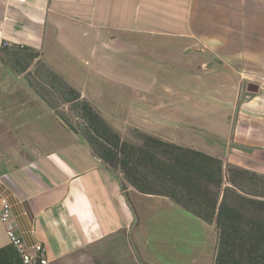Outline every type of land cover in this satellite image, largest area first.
I'll return each mask as SVG.
<instances>
[{
    "label": "crops",
    "instance_id": "obj_1",
    "mask_svg": "<svg viewBox=\"0 0 264 264\" xmlns=\"http://www.w3.org/2000/svg\"><path fill=\"white\" fill-rule=\"evenodd\" d=\"M123 39L169 44L170 53L199 63L196 71L215 72L217 91L250 80L258 91L231 100L232 117L223 115L213 144L200 151L224 168L264 176V0H0V46L28 47L42 60L51 54L59 73L65 60L90 69L85 64L113 40L127 48ZM7 103L6 112L0 103V196L25 244H41L48 264H213V225L167 198L126 183L122 191L61 120L41 116L32 100ZM0 264H23L1 221Z\"/></svg>",
    "mask_w": 264,
    "mask_h": 264
},
{
    "label": "rangeland",
    "instance_id": "obj_2",
    "mask_svg": "<svg viewBox=\"0 0 264 264\" xmlns=\"http://www.w3.org/2000/svg\"><path fill=\"white\" fill-rule=\"evenodd\" d=\"M123 44L127 45L124 50L118 40L108 43L107 52L85 64L90 67L85 70L73 68L76 61L67 66L65 60L64 72L59 73L60 69L55 68L59 66L58 60L48 53L44 61H33L18 76L7 74L1 64V110L9 109L6 106L10 100H32L33 109L40 110L41 116L48 112L59 120L66 117L78 130L81 120L76 118L74 108L62 104L58 94L41 79L43 71L52 70L71 86L74 84L123 141L138 146L142 136L148 134L183 147L205 150V144H213L212 137L222 128L223 115L232 117L231 100L252 95L247 90L248 79H242L239 89L215 90V72L203 68L196 71L199 63H191L181 52L170 53L167 43L144 44L143 39H123ZM30 80L32 88L28 86ZM50 105L55 108H49Z\"/></svg>",
    "mask_w": 264,
    "mask_h": 264
},
{
    "label": "trees",
    "instance_id": "obj_3",
    "mask_svg": "<svg viewBox=\"0 0 264 264\" xmlns=\"http://www.w3.org/2000/svg\"><path fill=\"white\" fill-rule=\"evenodd\" d=\"M38 52L25 46H0V63L12 75L25 73ZM46 86L81 120L75 129L92 155L137 192L169 199L217 231L213 264H264V176L228 166L218 158L152 135L140 145L122 140L80 92L51 71L41 73ZM28 86L32 88V81ZM49 108H55L52 105Z\"/></svg>",
    "mask_w": 264,
    "mask_h": 264
},
{
    "label": "built area",
    "instance_id": "obj_4",
    "mask_svg": "<svg viewBox=\"0 0 264 264\" xmlns=\"http://www.w3.org/2000/svg\"><path fill=\"white\" fill-rule=\"evenodd\" d=\"M3 47H10L7 43ZM0 221L5 226L9 243L14 247L23 264H48L45 248L41 244L28 247L12 219L11 205L4 196H0Z\"/></svg>",
    "mask_w": 264,
    "mask_h": 264
},
{
    "label": "water",
    "instance_id": "obj_5",
    "mask_svg": "<svg viewBox=\"0 0 264 264\" xmlns=\"http://www.w3.org/2000/svg\"><path fill=\"white\" fill-rule=\"evenodd\" d=\"M247 90H248L249 92H253V93H255V92L258 91V88H257L255 85H249V86L247 87Z\"/></svg>",
    "mask_w": 264,
    "mask_h": 264
}]
</instances>
